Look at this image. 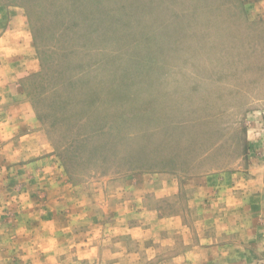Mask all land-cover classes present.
Wrapping results in <instances>:
<instances>
[{"label": "rangeland", "instance_id": "obj_1", "mask_svg": "<svg viewBox=\"0 0 264 264\" xmlns=\"http://www.w3.org/2000/svg\"><path fill=\"white\" fill-rule=\"evenodd\" d=\"M252 5L0 0L41 67L0 122V264H264Z\"/></svg>", "mask_w": 264, "mask_h": 264}, {"label": "crops", "instance_id": "obj_2", "mask_svg": "<svg viewBox=\"0 0 264 264\" xmlns=\"http://www.w3.org/2000/svg\"><path fill=\"white\" fill-rule=\"evenodd\" d=\"M252 1L253 13L264 16V0ZM21 15L20 9L16 7L5 9L0 6V122L5 116H9V120L14 117L17 120L25 117L35 119L30 109L31 105L20 97L19 89L29 76L38 74L41 67L35 50L31 48L30 37L22 27ZM9 120L5 124L0 123V127L5 128L1 133L4 134L6 128L12 126ZM36 126L34 124L25 131L21 129V132H15L11 136L18 138L41 136V130Z\"/></svg>", "mask_w": 264, "mask_h": 264}]
</instances>
